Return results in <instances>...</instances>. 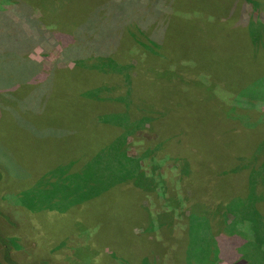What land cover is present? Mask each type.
<instances>
[{
    "label": "trees",
    "instance_id": "16d2710c",
    "mask_svg": "<svg viewBox=\"0 0 264 264\" xmlns=\"http://www.w3.org/2000/svg\"><path fill=\"white\" fill-rule=\"evenodd\" d=\"M262 13L264 0H109L63 33L26 1L0 2V111L33 138L61 140L42 192L54 203L40 211L71 230L46 239L47 256L29 239L30 264H68L63 245L83 252L78 264H262L264 187L252 172L264 184V110L213 113L227 96L264 89L250 86L264 57V27L250 19ZM36 47L67 66L55 74L32 60ZM187 87L216 104L198 105L207 122L196 132L187 107L168 101Z\"/></svg>",
    "mask_w": 264,
    "mask_h": 264
},
{
    "label": "rangeland",
    "instance_id": "374dc122",
    "mask_svg": "<svg viewBox=\"0 0 264 264\" xmlns=\"http://www.w3.org/2000/svg\"><path fill=\"white\" fill-rule=\"evenodd\" d=\"M1 1L6 0H0V2ZM23 1L33 6L35 12L40 15L49 29L63 33H71L85 20L89 12L109 0ZM250 20H252L256 29H263L264 13H262L261 18L258 20ZM42 56L43 52L40 47L34 48L30 53V58L32 60L45 64L55 74H58L61 69L67 66V63L63 62L62 59H59L56 64H53L52 62L46 61ZM254 68L253 77L260 76V79L252 81L250 84L251 87L257 82L264 81V57L261 61H255ZM3 77L4 76L0 74V82L4 80ZM262 87H264V85ZM193 91L195 90L192 87H187L184 91L176 90L175 94H169L168 96V101L172 102V105H179L183 108L187 107L188 113L192 115L191 118L193 121L191 123H194V126H187L188 123H186L185 129L187 132H196L198 124L205 128L207 121H204V118L201 116L200 112H202V107L200 109L198 108L202 100H204V106L214 109L212 105H216L210 93L201 92L200 96H193L195 93ZM248 94L249 95L242 96L241 98L239 96H227L221 99L222 102L217 105L219 108L218 111L214 110L213 113H217L219 117H224L226 113H229V109L234 106L241 108L246 107V109L252 107L253 109L257 108L259 110H264V100H261L264 99V89L258 90L251 88ZM117 95L118 94H112V97ZM196 97H199V100H197ZM7 99L12 100L13 96L11 94L7 95ZM180 101L182 102L180 103ZM254 101H257V103ZM163 103L164 102H162V104ZM22 105L25 107L28 103L22 101ZM172 111L173 108L170 106L168 112L170 113ZM238 115L242 116L243 114L239 113ZM7 116L8 114L5 110L0 111V118L3 119L0 121V226L3 228V231H0V264H10L5 259V252H16L17 256L14 258L16 264H30L32 261L29 255L35 258L36 254H31V250H33L31 246L33 245L31 242L29 243V239L34 237L35 240L41 241L39 255L42 254L47 256L49 252L47 250L46 239L48 237L52 239L54 235L61 239L68 235L71 230L70 226H67L66 219L49 221L48 219H44V213L40 211L46 208L49 202H53L52 200L46 201L44 193L42 192L46 188L49 190L50 186L46 185L47 182L45 179L48 177L46 168L54 164L55 157L58 154L56 148H59L56 144L61 140H57L56 142H45L33 138L28 131L17 125H10ZM138 118L139 114L136 115V119ZM175 125L179 126L180 124L178 125L175 123ZM172 127L173 124L170 125V130H172ZM136 137H145L150 140L153 138V135L144 131H138ZM131 138L132 136L130 134L128 142L133 140L134 137ZM218 144L219 141L213 143L214 153L218 151ZM129 151L131 154L133 153V149ZM166 165L171 168L174 173H177L181 167V165L172 161H168ZM250 168H253L252 164L244 171L250 172ZM252 176L254 182L253 186L255 185V187L262 189L264 184L260 173L254 171L252 172ZM53 203L51 205H53ZM8 220H10V222H8ZM36 227H38L37 230ZM183 228L185 229L186 227L183 226ZM4 241L7 242L6 247H10L12 250H4L5 245H2L5 244ZM23 241H26V243L23 244ZM74 249V247L63 245L62 252L66 262H68V264H78L77 254H79L81 262L87 263V259L83 252L77 253ZM249 254L254 256L253 252H249ZM194 255L199 256L205 254L204 252H200L199 255L196 253ZM9 260H12L10 256ZM43 264L48 263L43 260ZM194 264L202 263H197L194 259ZM218 264L226 263L220 262ZM262 264H264V261Z\"/></svg>",
    "mask_w": 264,
    "mask_h": 264
}]
</instances>
